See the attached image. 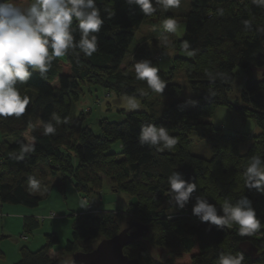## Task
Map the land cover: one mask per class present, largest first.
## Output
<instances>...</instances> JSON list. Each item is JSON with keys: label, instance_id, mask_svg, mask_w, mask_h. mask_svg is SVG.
<instances>
[{"label": "trees", "instance_id": "trees-1", "mask_svg": "<svg viewBox=\"0 0 264 264\" xmlns=\"http://www.w3.org/2000/svg\"><path fill=\"white\" fill-rule=\"evenodd\" d=\"M188 5L178 51L186 49L190 58L176 56L169 72L158 75L165 86H172L175 74L183 70L194 98L192 109L184 101H176L169 107L170 117L166 110L162 118L135 111L127 113L121 122L104 119L99 121L101 136L83 126L82 115L71 119L72 101L84 85L97 83L119 96L138 98L143 104L158 93L136 79L135 73H124L136 31L147 17L138 5L127 0H96L104 23L95 34L98 47L91 56L79 49L69 50L64 57H54L43 75L33 71L27 82L17 83L15 87L21 96H29L30 103L20 117L0 116V210L6 204L30 209L39 206L42 198L32 192L30 177L45 190L48 178L59 174L61 187L69 179L78 192H90L87 173L94 166L102 168L117 184L114 191L127 194L132 202L124 211L95 214L88 209L75 215L70 237L57 250L56 258L50 257V250L60 240L51 233L38 250L22 247L14 264H72L73 254L91 252L101 240L118 234L123 222L125 228L129 223L148 227L145 236L123 250L140 264H217L222 253H243L238 248L243 242L257 248L258 258L243 253L241 264H264L262 223L252 235L241 236L235 223L217 226L201 222L192 213L197 196L215 205L218 215H223L225 202L235 204L242 196L254 210L257 207L261 193L245 187V172L252 156L264 159V3L191 0ZM73 34L78 40L75 22ZM237 68L244 70L246 78L241 108L232 106L228 99ZM218 106H229L259 123L261 133L252 137L244 155L235 151L238 136L225 137L209 121H202L211 118ZM49 123L56 128L54 134L44 133L43 126ZM148 123L166 127L177 143L170 149L141 145L138 134ZM26 132L34 150L21 155L22 145L27 144ZM194 133L210 144V159L191 153L190 137ZM116 141L122 145L119 154L109 151ZM117 156L121 160H115ZM41 165H47L49 171L39 169ZM173 172L197 185L182 209L175 206L169 194L167 178ZM30 220L25 222L24 236L43 221L40 217ZM155 250H163L166 256L155 257Z\"/></svg>", "mask_w": 264, "mask_h": 264}, {"label": "rangeland", "instance_id": "rangeland-1", "mask_svg": "<svg viewBox=\"0 0 264 264\" xmlns=\"http://www.w3.org/2000/svg\"><path fill=\"white\" fill-rule=\"evenodd\" d=\"M242 1L235 0L238 3H242ZM190 2L191 0H181L179 7L168 9L154 2L156 11L151 15H147L143 24L136 31L130 52L126 58V71L124 73H135L134 64L146 59L150 60L159 69L158 73L166 74L172 67V61L176 56L190 58L186 49L178 51V41L182 39L185 30L186 18L184 12L189 9L188 4ZM167 18H174L177 21L175 31L165 29L163 22ZM235 72L236 79L229 90L228 99L232 106L241 108L244 104L240 96L246 78L243 69L237 68ZM258 74H260V71H256V75ZM172 83V86H165L162 93L150 95L145 100V105L138 98L119 96L113 91L105 90L97 83L84 85L81 87V92L77 99L72 101L71 119L75 120L82 115L83 126L89 128L95 135L101 136L99 121L104 119L109 122H121L127 113L135 111L150 112L155 118H162L164 116L161 115L166 110L170 117L172 115L169 114V107L176 101H184L187 108L192 109L194 107V98L183 70L175 74ZM130 102H135L138 107L130 108ZM202 121H209L225 137L236 138L235 136H238L235 143V151L240 156L245 154L252 137L261 133V127L254 117H244L236 109L229 106L216 107L212 117L202 119ZM169 134L173 135V132ZM24 137L26 143H29L30 140L32 142L29 132H26ZM190 139L192 140L190 151L193 155L205 159H210L213 156L208 141L201 139L197 133L192 134ZM109 151L115 154L121 153V142H114ZM115 158V160H121L120 156ZM40 168L47 172L49 171L47 165H41L39 166ZM39 169L35 170L36 173ZM104 170L107 171V169ZM87 174L91 181L90 185L92 188L89 186L90 192H78L73 181L69 179L65 181L64 187H61V176L59 174L48 178L45 190L38 186L37 189L32 191L40 196L42 200L38 207L31 208V210H38L39 217L45 218L43 221H39L38 230L25 234L27 240L21 238L24 236L21 228L14 231L7 230L2 222L7 217L6 214L8 213L6 210L8 208H21L24 210H30V208L19 205H3L4 213L1 212L0 214V264L16 263L19 259L17 258L18 255L20 257V248L24 245L29 246L33 251L40 249L45 244L46 232L51 229L58 232L60 240L58 245L62 247L68 237H70V228L75 221V215H77L74 213L81 211L84 213L88 209L95 214L99 211L114 212L126 210L128 204L132 202V198L121 191H114L113 187H116L117 184L102 172V168L90 167ZM98 178L101 179L99 180ZM82 200H86V203L80 206ZM172 211L180 213L175 209ZM255 212L258 219L260 216V222L264 226V194H260ZM50 213L55 217L49 218L47 215ZM61 217L63 218L62 220L55 221ZM125 227L126 225L123 222L122 229ZM58 245L55 248H58ZM153 255L155 257H164L166 252L155 250Z\"/></svg>", "mask_w": 264, "mask_h": 264}, {"label": "clouds", "instance_id": "clouds-1", "mask_svg": "<svg viewBox=\"0 0 264 264\" xmlns=\"http://www.w3.org/2000/svg\"><path fill=\"white\" fill-rule=\"evenodd\" d=\"M165 9L179 7L181 0H155ZM254 3H264V0H253ZM135 3L145 15L156 11L153 0H127ZM79 30V39L73 34V24ZM104 23L96 0H0V116L20 117L30 103L27 95L21 96L15 87L17 83L27 82L38 71L46 73L54 57H64L69 50L79 49L85 56H91L97 51L98 42L95 35ZM165 29L175 31L177 21L167 18L163 22ZM188 45L185 44V48ZM136 79L145 81L147 86L162 93L165 82L158 75L159 69L150 60H142L134 64ZM130 108H137L135 102H130ZM45 134H54L56 128L52 124L43 126ZM139 143L141 145L172 148L177 140L170 136L166 127L152 123L140 128ZM31 140L21 147L24 152L33 151ZM245 187L255 189L264 194V159L252 156L245 172ZM171 201L179 209L184 208L197 185L185 181L181 175L173 172L167 178ZM29 186L35 190L39 181L29 178ZM86 200L80 202L83 206ZM223 215L217 214L215 205L197 196L192 207V213L201 222H209L217 226L235 223L239 225L241 236L252 235L261 222L256 216L246 197H241L235 204L225 202ZM243 253L220 254L217 264H241Z\"/></svg>", "mask_w": 264, "mask_h": 264}, {"label": "water", "instance_id": "water-1", "mask_svg": "<svg viewBox=\"0 0 264 264\" xmlns=\"http://www.w3.org/2000/svg\"><path fill=\"white\" fill-rule=\"evenodd\" d=\"M261 75L264 78V72ZM147 232V226L129 223V227L122 229L112 238L101 240L91 252L73 254L72 264H140L138 259L128 258L123 250ZM238 248L252 259L258 258L257 248L251 243L243 242Z\"/></svg>", "mask_w": 264, "mask_h": 264}, {"label": "crops", "instance_id": "crops-1", "mask_svg": "<svg viewBox=\"0 0 264 264\" xmlns=\"http://www.w3.org/2000/svg\"><path fill=\"white\" fill-rule=\"evenodd\" d=\"M7 213L8 214H6V219L2 222V224H4V226L6 227V229L7 230H11V231H14V230H16V229H19V228H21L22 229V232H25V228H24V226H25V222L26 221H28L29 223H31V220L30 219H34V220H36V218H38L39 216H40V214H39V212H38V210H24V209H21V208H8L7 210ZM1 212L2 213H4V206H2V208H1V210H0V214H1ZM51 214V213H50ZM50 214L49 215H47L48 217L50 216ZM74 214H82V211L81 212H78V213H74ZM63 216H65V215H63ZM1 217V216H0ZM55 217V216H54ZM54 217H49V218H54ZM49 218H47V219H49ZM63 218L61 217V218H59L58 220H55L56 222H58V221H60V220H62ZM40 226V225H39ZM73 226V225H72ZM72 226H71V228H70V230L72 229ZM39 228V227H38ZM38 228H37V230H38ZM36 230V229H35ZM51 233H55L58 237H59V234H58V232L56 231V230H54V229H51L50 231L48 230L47 232H46V234H45V236L47 235V234H51ZM28 234H30V233H28ZM69 238V237H68ZM60 244V243H59ZM43 246V245H42ZM41 246V247H42ZM22 247H29V246H27V245H24V246H22ZM21 247V248H22ZM20 248V249H21ZM59 248H61V245L59 246L58 245V248H52L51 250H50V257H52L53 259L54 258H56V255H57V250L59 249ZM28 249H30V247L28 248ZM31 250V249H30ZM4 256V255H3ZM17 258H20L19 257V255H18V257ZM19 260V259H18ZM17 260V261H18Z\"/></svg>", "mask_w": 264, "mask_h": 264}, {"label": "built area", "instance_id": "built-area-1", "mask_svg": "<svg viewBox=\"0 0 264 264\" xmlns=\"http://www.w3.org/2000/svg\"><path fill=\"white\" fill-rule=\"evenodd\" d=\"M159 57V56H158ZM49 217H53V214H51ZM45 217L41 218V220H44ZM23 240H27V237L26 236H22L21 237Z\"/></svg>", "mask_w": 264, "mask_h": 264}]
</instances>
